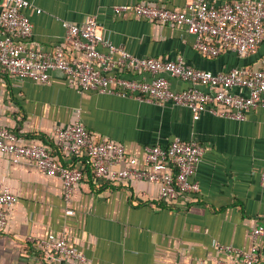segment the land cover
Instances as JSON below:
<instances>
[{"label": "crops", "instance_id": "obj_1", "mask_svg": "<svg viewBox=\"0 0 264 264\" xmlns=\"http://www.w3.org/2000/svg\"><path fill=\"white\" fill-rule=\"evenodd\" d=\"M28 1L32 7L25 12L34 27L28 48L51 51L63 45L69 56L82 59L65 45L63 22L82 25L94 16L100 35L137 57H183L196 69L216 73L260 67L264 55L263 43L249 57L233 52L204 57L193 47L195 37L183 27L114 10L118 5L142 3L182 11L194 0ZM4 6L5 0H0V10ZM161 76L175 91L190 87L168 73ZM136 77L153 78L149 74ZM77 111L90 131L122 144L140 167H144L149 146H166L175 138L201 144L205 154L195 177L200 192L165 201L158 184L96 181L87 157L77 159L57 149L56 129L73 124ZM0 127L14 131L25 145L47 146L64 165L77 162L85 171L67 204L61 179L0 151V187L16 196L7 208L6 227L0 231V264H47L31 239L59 236L64 230L68 243L95 264H243L241 255L226 253L220 245L244 251L257 245L259 264H264V239L255 241L252 235L256 226L264 225V108L250 111L243 120L208 112L196 120L189 108L172 103L79 92L62 71H55L49 83L39 84L13 77L0 67ZM67 209L74 215H67Z\"/></svg>", "mask_w": 264, "mask_h": 264}, {"label": "built area", "instance_id": "obj_2", "mask_svg": "<svg viewBox=\"0 0 264 264\" xmlns=\"http://www.w3.org/2000/svg\"><path fill=\"white\" fill-rule=\"evenodd\" d=\"M31 7L28 0H5L0 10V67L13 77L47 84L55 71H62L79 92L95 91L159 105L172 103L189 108L196 120L204 112L243 120L250 111L264 108V55L260 67H235L216 73L196 69L183 57L176 60L137 57L100 35L97 19L89 16L82 25L63 22L65 45L80 53L82 59H79L69 56L63 45L51 51L26 46L33 36V23L25 12ZM114 10L134 12L163 25L183 27L195 37L194 49L208 58L225 52L249 57L257 54L264 43V0L221 4L194 0L182 11L142 3L118 5ZM126 73L134 76H125ZM163 73L188 82L190 87L180 92L173 90L170 81L161 76ZM146 74L153 78L136 77ZM55 132L58 151L72 153L77 159L87 157L96 181L124 179L158 184L160 198L165 201H177L181 196H193L201 190L195 177L205 148L197 142L175 138L166 146H149L144 167H140L136 158L127 155L122 144L90 131L80 111L73 124L57 128ZM0 151L11 155L16 162L26 160L43 174L61 179L67 204L72 200L75 186L85 176L79 163L64 165L47 146L25 145L23 138L5 127H0ZM15 201L16 196L9 188L0 187V231L7 224V208ZM66 213L74 215L75 212L67 209ZM252 235L255 241L264 239V225L256 226ZM31 241L43 253L47 264H69V261L95 264L68 243L65 230L59 236L51 234L47 239ZM220 249L241 255L243 264H259L257 245L248 251L230 245H220Z\"/></svg>", "mask_w": 264, "mask_h": 264}]
</instances>
